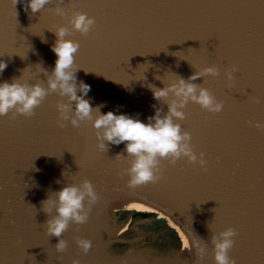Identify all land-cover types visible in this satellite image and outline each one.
Instances as JSON below:
<instances>
[{"label": "water", "instance_id": "water-1", "mask_svg": "<svg viewBox=\"0 0 264 264\" xmlns=\"http://www.w3.org/2000/svg\"><path fill=\"white\" fill-rule=\"evenodd\" d=\"M12 4L0 0V60L8 64L0 83L46 88L57 58L55 29L67 27V38L80 45L77 82L91 86L85 99L94 109L139 114L147 123L155 109L168 112L148 85L163 88L170 77L207 88L224 108L214 114L189 102L178 121L206 167L162 160L161 179L134 188L124 144L99 150L91 122L62 121L57 105L67 98L50 93L31 117H0V264H215L213 236L228 228L237 233L230 259L264 264L261 0H50L35 14L20 0ZM75 13L95 19L88 35L71 28ZM207 67L219 75L190 80ZM84 180L99 199L86 224L69 225L62 236L68 246L58 253L46 229L55 213H45L42 202ZM185 237L206 252L184 251ZM77 238L92 242L88 253Z\"/></svg>", "mask_w": 264, "mask_h": 264}, {"label": "clouds", "instance_id": "clouds-1", "mask_svg": "<svg viewBox=\"0 0 264 264\" xmlns=\"http://www.w3.org/2000/svg\"><path fill=\"white\" fill-rule=\"evenodd\" d=\"M24 3V10L29 9L35 14L45 8L50 0H20ZM17 3V0H16ZM58 15H63L64 10L57 8ZM71 28L81 35H88L95 19L86 13H75L69 21ZM56 42L52 51L56 61L47 87L40 84L28 85L19 80L11 83H0V117L9 112L16 115L31 117L50 93H56L62 98H67L68 103H59L57 110L62 121H69L73 127H79L81 122H91L96 130L97 148L105 150L107 145L124 144V151L132 158L131 166L127 169L129 187H137L149 183H156L161 179L160 162L170 160L172 163L186 158L191 163H199L204 168L207 161L205 154L200 153L199 159L191 146L192 136L184 131L178 121L185 119V109L189 102L198 104L209 113H221L224 104L204 87L187 82L182 78H171L170 83L163 88H156L149 84L153 98L165 101L168 104L167 114L162 115L160 109H155V114L147 118V123L139 119V114L132 116L126 113L108 111L102 112L101 106L93 108L87 97L91 86L83 81L77 82L75 69V54L80 45L68 39L69 28L57 27L55 29ZM8 64L0 60V75L7 69ZM234 71V70H233ZM219 72L214 67H207L201 72L190 77L191 81L202 76H218ZM229 80L233 79L232 72H226ZM157 79H160L157 77ZM74 106V107H73ZM63 123L60 127H63ZM259 126V125H257ZM99 199L93 184L84 180L82 184L63 187L59 192L42 202L43 211L47 214L55 213L47 221V235L58 239L55 249L63 253L67 242L62 239L71 223L83 225L88 222L91 205ZM88 207H85V201ZM237 235L233 228L214 235L212 239L215 264H235L230 259L229 252L234 246V237ZM76 243L86 254L92 248L88 239L77 238ZM197 248L201 255L206 252L205 247L185 237L183 250L191 252ZM72 264H79L73 260Z\"/></svg>", "mask_w": 264, "mask_h": 264}, {"label": "snow or ice", "instance_id": "snow-or-ice-1", "mask_svg": "<svg viewBox=\"0 0 264 264\" xmlns=\"http://www.w3.org/2000/svg\"><path fill=\"white\" fill-rule=\"evenodd\" d=\"M76 3H78V0H73V4H74V6L76 5ZM91 3V2H90ZM10 4L12 5V7H14L15 8V5L13 6V4H12V0H10ZM88 6H90V4L88 5ZM261 7H264V0H261ZM38 24V23H37ZM34 25H36V24H34ZM190 134H192V133H190Z\"/></svg>", "mask_w": 264, "mask_h": 264}, {"label": "trees", "instance_id": "trees-1", "mask_svg": "<svg viewBox=\"0 0 264 264\" xmlns=\"http://www.w3.org/2000/svg\"><path fill=\"white\" fill-rule=\"evenodd\" d=\"M149 216H153V215H149ZM160 221H162V222H166V220H165V219H162V220H160Z\"/></svg>", "mask_w": 264, "mask_h": 264}]
</instances>
